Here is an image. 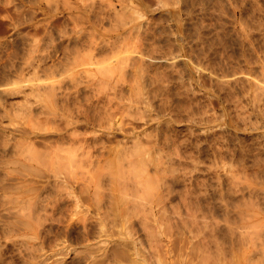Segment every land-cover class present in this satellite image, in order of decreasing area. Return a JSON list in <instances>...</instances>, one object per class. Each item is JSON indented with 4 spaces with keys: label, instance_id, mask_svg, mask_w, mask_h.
I'll use <instances>...</instances> for the list:
<instances>
[{
    "label": "rangeland",
    "instance_id": "rangeland-1",
    "mask_svg": "<svg viewBox=\"0 0 264 264\" xmlns=\"http://www.w3.org/2000/svg\"><path fill=\"white\" fill-rule=\"evenodd\" d=\"M100 87L102 89H99ZM261 88L264 89V0H0V181H3L0 182V249L6 251L7 256L4 257L22 264L18 251L26 248L32 250L35 257L29 260L34 263L46 259L54 251H60L69 253L65 258L62 256L63 260L76 264L79 258L89 252L101 251L107 252L109 257L113 255V258L118 255L116 259L120 260V264H130L125 260L130 261L131 258L138 260L137 264H203L200 259V239H203L204 233L213 230L211 236L207 235L218 248V264H233V261L234 264H264V90ZM74 89L80 91L81 96L77 99L73 98V95L70 96ZM86 95L91 96L90 101ZM70 103L72 107L90 112L92 120H95L93 115L97 116L95 121L90 120V124L82 125L75 131H81L79 133L87 135L90 139H93L92 136L98 137L102 143L98 142L95 146L91 143L88 152L84 154L76 150V164L63 159L62 167L61 159H55V156L52 159L48 154H45L46 157L51 159L48 157L49 161L46 157L42 158L45 162L43 166L41 161L36 164L37 160L24 158V154L30 152L29 149H34V154L36 152L42 156L46 151L50 155V151H53V155L56 152L66 154L67 148H59L53 143L52 133L55 126H61V122L66 120L67 111L64 112L66 109L62 108ZM178 110L183 112H177ZM165 135L175 140L168 137L167 142L163 143ZM151 137L157 138L164 150H153ZM176 138L178 141L182 139L183 143L179 141L181 146L179 143L177 146V142L172 145L177 141ZM136 139L141 140V143L138 142L141 146L134 150L137 152L134 153L131 144L132 141L136 142ZM50 140L52 143H49ZM29 142L31 143L27 146ZM184 142L191 144L188 146ZM32 143L34 145H31ZM44 144H51V149H47ZM12 145L20 147L14 151L15 156L11 155L13 151L10 152ZM31 146L34 148H29ZM182 146L188 148L183 150ZM26 147L27 153L24 150ZM76 147L77 145L70 146L68 151ZM180 148L185 153V158L182 156L181 159L185 163L180 160ZM56 149L61 151H55ZM122 150H125V153L129 151L132 155L137 154L133 155L137 157L136 163L130 166L128 162L135 160V157L130 159V154L131 156L127 155L129 159H124ZM140 150L141 156L138 154ZM174 150L180 156L176 155ZM179 150L181 152H178ZM189 152L195 155L194 158ZM142 157L144 161L140 160ZM54 159H58L56 164ZM144 163L148 172L142 168L145 167L142 166ZM26 166L31 168L27 170ZM172 168L175 169L171 170ZM155 169L161 170L162 173L158 170L156 172ZM131 173L138 179L149 178L150 175V180L153 179L155 183V177L158 179L159 175L163 180L166 179L164 182L170 187L169 191L172 190L171 193L168 191L169 203L166 202L167 207L163 210L166 214L153 215L158 216L154 219L151 214V218L145 215L150 213L148 208L151 201L147 197L153 189L147 190L149 194L145 195L142 191L135 197L132 190H127V184L135 180ZM63 176L66 181L69 177V182L75 183V188L72 193L68 192L69 195L67 190L71 189L69 190ZM56 186L61 189V192L57 189V194ZM61 186H67V190ZM33 187H39L45 190V193L41 190L39 195ZM181 191H184L183 194ZM188 196L191 199L194 197L192 201H188ZM184 198L187 200L186 204ZM107 201L113 202V205H109ZM188 202L193 205L188 206ZM242 202L243 206H240ZM242 210L247 211L251 217L248 218L245 215L247 212ZM108 216L109 219H106ZM157 218L161 220L158 221ZM19 219L24 224L29 222V226L34 229H17L22 226L19 225ZM6 221L11 227H8L7 233L6 226L4 229L2 227ZM30 229L34 231L30 233ZM250 244H253L252 247ZM198 246H201L200 249ZM121 248L124 252L128 249L127 253L130 255L125 254L130 258H125ZM117 249L123 252L119 250L121 256L119 251L116 252ZM114 251L116 255L113 254ZM98 258L103 261V258ZM98 258L95 259L96 264L100 263Z\"/></svg>",
    "mask_w": 264,
    "mask_h": 264
},
{
    "label": "bare ground",
    "instance_id": "bare-ground-1",
    "mask_svg": "<svg viewBox=\"0 0 264 264\" xmlns=\"http://www.w3.org/2000/svg\"><path fill=\"white\" fill-rule=\"evenodd\" d=\"M30 1V0H29ZM33 2V1H32ZM197 2V1H196ZM252 2V1H251ZM226 4V3H225ZM252 4V3H251ZM254 5H256V3L254 4ZM212 6V5H211ZM196 7H199V6H196ZM246 7V6H245ZM207 8V7H206ZM255 8V7H254ZM194 9V8H193ZM91 10V9H90ZM207 10H208V8H207ZM213 10V9H212ZM219 10H221V9H219ZM95 11V10H94ZM96 12V11H95ZM97 13V12H96ZM196 13V12H195ZM223 13V12H222ZM106 14V13H105ZM113 14V13H112ZM207 14V13H206ZM208 15V14H207ZM101 16V15H100ZM99 17V16H98ZM244 17V16H243ZM96 18V17H95ZM100 19V18H99ZM109 19V18H108ZM133 20V19H132ZM201 20V19H200ZM101 21V20H100ZM130 22V21H129ZM188 24V23H187ZM190 24V23H189ZM6 27V26H5ZM205 27V26H204ZM10 28V27H9ZM247 28V27H246ZM5 29V28H4ZM7 29V28H6ZM160 30V29H159ZM250 30V29H249ZM163 31V30H162ZM251 31V30H250ZM18 32V31H17ZM248 32V31H247ZM246 32V33H247ZM223 33V32H222ZM172 34V33H171ZM187 34V33H186ZM215 34V33H214ZM232 34V33H231ZM251 34V33H250ZM192 35V34H191ZM212 35V34H211ZM159 36V35H158ZM213 36V35H212ZM19 37V36H18ZM149 37V36H148ZM209 37V36H208ZM216 37V36H215ZM11 38V37H10ZM24 39H26V38H24ZM170 39V38H169ZM185 39V38H184ZM188 39V38H187ZM204 39V38H203ZM261 39V38H260ZM11 41V40H10ZM22 41V40H21ZM24 41V40H23ZM28 42V41H27ZM166 42V41H165ZM177 42V41H176ZM33 43H34V41H33ZM150 43V42H149ZM189 43V42H188ZM206 43V42H205ZM29 44V43H28ZM169 44H171V43H169ZM205 45V44H204ZM11 46V45H10ZM198 46V45H197ZM201 46V45H200ZM18 47V46H17ZM32 47V46H31ZM83 47V46H82ZM153 47V46H152ZM205 47V46H204ZM207 47V46H206ZM169 48V47H168ZM186 48V47H185ZM190 48V47H189ZM226 48V47H225ZM34 49V48H33ZM76 49V48H75ZM201 49V48H200ZM220 49V48H219ZM250 49V48H249ZM30 50H31V48H30ZM35 50V49H34ZM65 50H66V48H65ZM219 51V50H218ZM258 53H260V51L258 52ZM156 54V53H155ZM166 55V54H165ZM216 55V54H215ZM158 56V55H157ZM196 56V55H195ZM253 56V55H252ZM222 57V56H221ZM255 57V56H254ZM153 58V57H152ZM245 58V57H244ZM154 59H156V58H154ZM158 59V58H157ZM254 59V58H253ZM31 60V59H30ZM152 60V59H151ZM213 60V59H212ZM215 60V59H214ZM231 60V59H230ZM235 60V59H234ZM255 60V59H254ZM159 61V60H158ZM35 62V61H34ZM39 62V61H38ZM37 62V63H38ZM135 62V61H134ZM197 62V61H196ZM30 63V62H29ZM29 63H27V64H29ZM37 63H36V65H37ZM153 63H155V62H153ZM163 63V62H162ZM167 63V62H166ZM151 64H152V62H151ZM155 65V64H154ZM160 65V64H159ZM171 65V64H170ZM169 66V65H168ZM260 66V65H259ZM119 67H121V65L119 66ZM136 67V66H135ZM132 68V67H131ZM138 68V67H137ZM224 68V67H223ZM196 69V68H195ZM220 69V68H219ZM218 69V70H219ZM236 69V68H235ZM108 70V69H107ZM111 70V69H110ZM161 70V69H160ZM139 71H141V70H139ZM132 72V71H131ZM160 72V71H159ZM159 72H157V73H159ZM165 72H166V70H165ZM262 72V71H261ZM261 72L259 73V74H261ZM138 73V72H137ZM164 73V72H163ZM3 74V73H2ZM1 74V75H2ZM105 74V73H104ZM164 74H166V73H164ZM163 74V75H164ZM257 74V73H256ZM258 74V75H259ZM5 75V74H4ZM141 75V74H140ZM143 75V74H142ZM251 76H252V74H251ZM9 77V76H8ZM103 77V76H102ZM260 77H262V76H260ZM159 78V77H158ZM242 78V77H241ZM240 78V79H241ZM138 79V78H137ZM199 79V78H198ZM87 80V79H86ZM77 81V80H76ZM221 81V80H220ZM227 81H230V80H227ZM251 81V80H250ZM253 81V80H252ZM72 82H73V80H72ZM89 82H91V81H89ZM100 82V81H99ZM256 82V81H255ZM254 82V83H255ZM76 83H78V82H76ZM138 83V82H137ZM143 83V82H142ZM163 83V82H162ZM170 83V82H169ZM168 83V84H169ZM246 83V82H245ZM81 84V83H80ZM200 84V83H199ZM250 84V83H249ZM258 84V83H257ZM188 85V84H187ZM215 85V84H214ZM217 85V84H216ZM225 85V84H224ZM93 86V85H92ZM155 86V85H154ZM178 86V85H177ZM185 86V85H184ZM222 86V85H221ZM226 86H228V85H226ZM43 87V86H42ZM133 87V86H132ZM75 88V87H74ZM92 88V87H91ZM219 88V87H218ZM229 88V87H228ZM232 88V87H231ZM32 89V88H31ZM99 89H102L101 87L99 88ZM170 89V88H169ZM221 89V88H220ZM260 89V88H259ZM262 89V88H261ZM75 90V89H74ZM89 90V89H88ZM106 90V89H105ZM118 90H120V89H118ZM161 90V89H160ZM171 90V89H170ZM173 90V89H172ZM262 90H264V89H262ZM87 91V90H86ZM91 91V90H90ZM89 91V92H90ZM93 91V90H92ZM98 91V90H97ZM173 91H175V90H173ZM217 91H218V89H217ZM216 91V92H217ZM31 92H32V90H31ZM30 92V93H31ZM95 92V91H94ZM135 92V91H134ZM16 94V93H15ZM84 94H86V93H84ZM140 94V93H139ZM144 94V93H143ZM168 94V93H167ZM219 94V93H218ZM257 94V93H256ZM47 95V94H46ZM73 95V96H72ZM80 95V91L79 90H75L74 92H73V94H71L70 96H72L73 98H78V96ZM94 95V94H93ZM92 95V96H93ZM146 95H147V93H146ZM146 95H144V97L146 96ZM254 95V94H253ZM67 96V95H66ZM69 96V97H70ZM81 96V95H80ZM79 96V97H80ZM138 96V95H137ZM155 96V95H154ZM185 96V95H184ZM183 96V97H184ZM262 96H264V95H262ZM83 98H84V95L82 96ZM86 98H89V101H90V95H89V97H88V95H86L85 96ZM107 97H109V96H107ZM149 97V96H148ZM156 97V96H155ZM186 97V96H185ZM201 97V96H200ZM86 98H85V100H86ZM99 98V97H98ZM146 98V97H145ZM55 99V98H54ZM60 99V98H59ZM93 99V98H92ZM101 99V98H100ZM177 99V98H176ZM186 99H187V97H186ZM199 99V98H198ZM261 99V98H260ZM65 100H66V98H65ZM75 100V99H74ZM98 100V99H97ZM178 100V99H177ZM193 100V99H192ZM202 100V99H201ZM249 100V99H248ZM256 100V99H255ZM77 101V100H76ZM76 101L75 102H73V105H74V103H76ZM170 101H171V98H170ZM261 101V100H260ZM54 102V101H53ZM78 102V101H77ZM102 102V101H101ZM195 102V101H194ZM232 102V101H231ZM248 102V101H247ZM56 103V102H55ZM57 103H58V101H57ZM60 103V102H59ZM80 103V102H79ZM187 103H188V101H187ZM196 103V102H195ZM201 103V102H200ZM236 103V102H235ZM252 103V102H251ZM67 104V103H66ZM65 104V105H66ZM164 104V103H163ZM174 104V103H173ZM237 104V103H236ZM11 105V104H10ZM72 105V103H70V105L68 104L66 107H68V106H70V107H68V109L66 108V107H64V108H62V110L64 109H66L64 112H66L67 111V118H66V120L64 119V121H62L61 122V126H55V130H54V133H52L53 135H54V139L52 140L53 141V143L55 144L56 143V145L57 146H59V148H67L66 150H67V152H66V154L64 153V155L61 153V152H56V154L54 153V155H53V151H50L51 152V154L53 155H50V153H47V151L44 153V156H42V155H39V153H37L36 154V152H35V154L33 153V151H34V147L32 148V146L31 147H29V148H31V149H33L32 151L29 149V151L30 152H32L33 154H30V152H28L27 153V151H28V148L26 147V149L24 148V150H25V152L27 153V154H24L25 152H24V150H23V154L24 155H26V156H24V155H22V157L24 156V158H28V159H35V160H37L38 162L36 163V164H38L40 161V164L43 166V164L45 163V162H43L42 161V158H45L46 157V155L48 154L49 156H51V158L53 159V157L56 159V158H58V159H61L62 161H60L61 162V164L64 162L63 161V159L65 160V161H68L69 160V162L70 161H72V162H75L76 160L74 159L75 158V156H78L77 155V153H76V150H78V152H79V150H80V153L81 154H84V153H86V152H88V148L91 146L90 144L92 143H94L93 144V146H95L96 145V143H98L99 142V140H100V138H98V137H93L92 136V138L93 139H90V138H88V136L87 135H85V134H81V133H79V132H81V131H78V133L75 131L77 128H79V127H81L82 125H85V124H90V120H92V119H90V117H91V115L89 116V113H88V111L87 110H81V109H78L77 107H72L73 106ZM77 105V104H76ZM75 105V106H76ZM86 105H88V103H86ZM85 105V106H86ZM90 105V104H89ZM88 105V106H89ZM97 105V104H96ZM79 106V105H78ZM91 106V105H90ZM94 106V105H93ZM111 106V105H110ZM82 107V106H81ZM80 107V108H81ZM95 107V106H94ZM180 107V106H179ZM244 107V106H243ZM12 108V107H11ZM58 108H59V106H58ZM75 108V109H74ZM77 108V109H76ZM91 108H93L92 106H91ZM97 108H99V107H97ZM102 108V107H101ZM109 108V107H108ZM168 108V107H167ZM184 108V107H183ZM86 109H88L87 107H86ZM90 109V108H89ZM95 109V108H94ZM94 109H93V111H94ZM106 109V108H105ZM181 109V108H180ZM262 109V108H261ZM12 110H13V108H12ZM61 110V109H60ZM168 110V109H167ZM173 110V109H172ZM243 110V109H242ZM40 111V110H39ZM42 111V110H41ZM96 111V110H95ZM149 111V110H148ZM240 111V110H239ZM0 112H1V110H0ZM97 112V111H96ZM100 111H98V113H99ZM137 112V111H136ZM177 112H180V113H182L181 111H177ZM51 113H53V112H51ZM131 113V112H130ZM138 113V112H137ZM39 114V113H38ZM135 114V113H134ZM134 114H133V116H134ZM173 114V113H172ZM2 115V114H1ZM0 115V116H1ZM17 115V114H16ZM138 115V114H137ZM140 115V114H139ZM64 116H65V114H64ZM95 116V120H96V114L95 115H93L92 116V118ZM99 116H100V114H99ZM132 116V115H131ZM197 116V115H196ZM8 117V116H7ZM142 117V116H141ZM135 118V117H134ZM133 118V119H134ZM249 118V117H248ZM157 119V118H156ZM163 119V118H162ZM172 119V118H171ZM232 119V118H231ZM94 120V118H93V120L92 121H95ZM175 120V119H174ZM178 120V119H177ZM194 120H195V118H194ZM91 121V122H92ZM167 121V120H166ZM181 121V120H180ZM212 121V120H211ZM201 122V121H200ZM257 122V121H256ZM54 123H55V121H54ZM177 123V122H176ZM190 123V122H189ZM209 123V122H208ZM258 123V122H257ZM237 125V124H236ZM261 125V124H260ZM138 126V125H137ZM240 126V125H239ZM251 126V125H250ZM254 126V125H253ZM188 127V126H187ZM257 127V126H256ZM12 128V127H11ZM10 129V128H9ZM107 129V128H106ZM256 129V128H255ZM79 130V129H78ZM10 131V130H9ZM166 131V130H165ZM183 131V130H182ZM190 132V131H189ZM85 133V132H84ZM132 133V132H131ZM138 133V132H137ZM228 133V132H227ZM3 134V133H2ZM9 134V133H8ZM41 134V133H40ZM109 134V133H108ZM140 134V133H139ZM214 134H216V133H214ZM6 135H7V133H6ZM43 135V134H42ZM138 135V134H137ZM193 135V134H192ZM211 135V134H210ZM259 135V134H258ZM44 136V135H43ZM162 135H160V137H161ZM166 136V137H165ZM164 137H163V139H162V141H164L163 143H166L167 141V139L166 138H168L169 136L168 135H165ZM179 136V135H178ZM233 136V135H232ZM14 137V136H13ZM48 137V136H47ZM90 137V136H89ZM107 137V136H106ZM109 137V136H108ZM139 137V136H138ZM156 137V136H155ZM158 137H159V135H158ZM171 137V136H170ZM169 137V138H170ZM214 137V136H213ZM124 138V137H123ZM134 138V137H133ZM137 138V137H136ZM145 138V137H144ZM154 137H151V139L152 140H150V139H147V141H151L152 142V146L153 147H151V148H154L153 150H164V149H162V147H160L161 146V144H159V141H158V139L157 138H155V139H153ZM168 138V139H169ZM172 138V137H171ZM170 138V139H171ZM184 138V137H183ZM221 138V137H220ZM236 138V137H235ZM3 139V138H2ZM13 139H15V137L13 138ZM36 139V138H35ZM161 139V138H160ZM196 139V138H195ZM6 140H8V139H6ZM18 140V139H17ZM25 140V139H24ZM49 141V143H52V141ZM133 140H135V139H133ZM172 140H175V138H172ZM176 140H177V138H176ZM184 141H185V139H183ZM186 140H187V137H186ZM203 140V139H202ZM255 140V139H254ZM110 141H112L111 139H110ZM162 141L160 142V143H162ZM169 142H170V140H168ZM180 143H183V142H181L182 141V139L180 138ZM179 141L177 140V141H175V142H173V141H171V142H173V144L172 145H176L175 143L177 142V146H178V143H179ZM262 141H264V140H262ZM5 142V141H4ZM18 142H20L19 140H18ZM22 142V141H21ZM32 142V141H31ZM31 142H29V143H27V146H29L30 145V143ZM40 142V141H39ZM101 142V141H100ZM100 142L98 143V144H100ZM133 142V144H131V146H133V148H132V150L134 151H136V149L138 150L139 149V146H141V140H139L138 139V141H137V139H136V142L135 141H132ZM138 142H140L139 144H138ZM187 142V141H186ZM189 142V141H188ZM222 142V141H221ZM255 142H257V140L255 141ZM6 143V142H5ZM23 143V142H22ZM42 143V142H41ZM41 143H40V146H42L41 145ZM102 143V142H101ZM138 144V146H137V144ZM143 143H144V141H143ZM179 143V146H181V144ZM185 143V142H184ZM225 143V142H224ZM262 143H264V142H262ZM21 144V143H20ZM29 144V145H28ZM43 144V143H42ZM59 144V145H58ZM146 144V143H145ZM190 144H191V142L189 143V145L188 144H186L185 143V145H188V146H190ZM259 144V143H258ZM31 145H34L33 143L31 144ZM45 145V147L47 148V149H51V144H44ZM73 145H77V147H76V149H74V150H72V151H68V148L70 147V146H72L73 147ZM103 145V144H102ZM1 146V145H0ZM13 146V145H12ZM19 146V145H18ZM131 146H130V148H131ZM144 146V145H143ZM192 146V145H191ZM11 147V146H10ZM98 147V146H97ZM134 147H137V148H134ZM174 147H176V146H174ZM183 147V146H182ZM181 147V148H182ZM188 148L187 146H184L183 147V150H184V148ZM194 147V146H193ZM199 147H201V146H199ZM204 147V146H203ZM14 148V149H13ZM13 148H12V150H11V148H10V152L12 153V151H13V153L11 154L12 156H15L16 155V149L17 148H20V147H16V145H14L13 146ZM22 148V147H21ZM43 148V147H42ZM94 148V147H93ZM116 148V147H115ZM129 148V147H128ZM144 148V147H143ZM142 148V149H143ZM151 148H149L150 150H151ZM164 148V147H163ZM178 148V147H177ZM180 148V149H181ZM186 148H185V150H186ZM190 148V147H189ZM195 148V147H194ZM198 148V147H197ZM254 148V147H253ZM259 148V147H258ZM44 149V148H43ZM73 149V148H72ZM179 149V148H178ZM255 149V148H254ZM1 150V149H0ZM3 150V149H2ZM5 150V149H4ZM27 150V151H26ZM40 151H43V150H41V149H39ZM61 151L60 149H56L55 151ZM71 150V149H70ZM94 150H96V149H94ZM119 150V149H118ZM126 150V149H125ZM125 150H122V151H124V153L126 152ZM132 150H130V152L132 151ZM149 150V151H150ZM182 150V149H181ZM182 150V152L179 150L178 152H181V153H177V151L176 150H174V151H176L175 152V154L176 155H178V156H180L181 158H180V160L182 159V156L185 154L184 153V151ZM189 150V149H188ZM188 150L186 151L187 152V154H188ZM253 150V149H252ZM15 151V152H14ZM134 151V153H137V152H135ZM152 151V150H151ZM150 151V152H151ZM191 152H192V150H190ZM225 151V150H224ZM239 151V150H238ZM3 152V151H2ZM64 152V151H63ZM98 152H99V150H98ZM108 152V151H107ZM106 152V153H107ZM140 152H141V150L139 151V155H140ZM191 152H189V155H191L192 153ZM15 153V155H13ZM61 153V154H60ZM100 153V152H99ZM110 153V152H109ZM118 153V152H117ZM120 153V152H119ZM124 153L122 154V157L125 159V158H127V159H132L133 157H135L137 154H134L133 152V155H135V156H133L131 153V155H132V157H129V156H127V155H130L129 154V151H128V153H125V156H124ZM154 153V152H153ZM4 154V153H3ZM8 154V153H7ZM43 154V153H42ZM46 154V155H45ZM59 154V155H58ZM90 154V153H89ZM195 154V153H194ZM211 154H212V152H211ZM9 155V154H8ZM10 155V156H11ZM18 155V154H17ZM32 155H34V156H32ZM97 155V154H96ZM99 155H101V153L99 154ZM104 155V154H103ZM130 155V156H131ZM5 156H6V154H5ZM9 156V157H10ZM48 156V157H49ZM85 156H87V155H85ZM120 156V155H119ZM127 156V157H126ZM141 156V155H140ZM144 156V155H143ZM178 156H176V157H178ZM191 156H193V155H191ZM195 156V155H194ZM194 156H193V158H194ZM255 156V155H254ZM262 156H264V155H262ZM48 157H46V159L48 158ZM96 157V156H95ZM94 157V158H95ZM97 157H98V155H97ZM129 157V158H128ZM139 157V156H138ZM148 157V156H147ZM158 157H159V155H158ZM167 157H169V155L167 156ZM166 157V158H167ZM50 158V157H49ZM50 158V159H51ZM136 158L137 157H135V160L134 159H132V161H133V163H132V161L129 163L128 162V164H130V166H131V164H134V162L136 161ZM154 158V157H153ZM163 158V157H162ZM185 158V156H183V159ZM192 158V159H193ZM260 158V157H259ZM54 159V162H55V164H56V162H57V160H55ZM71 159V160H70ZM88 159V158H87ZM139 159V158H138ZM147 159V158H146ZM150 159H151V156H150ZM149 159V160H150ZM173 160H175L174 158H172ZM178 159H179V157H178ZM1 160H3V159H1ZM15 160V159H14ZM47 160H49V159H47ZM109 160V159H108ZM140 160H142V161H144V159H143V157L142 158H140ZM139 160V162H141ZM148 160V159H147ZM171 160V159H170ZM186 160V159H185ZM256 160H257V157H256ZM29 161V160H28ZM50 161V160H49ZM124 161H126V160H124ZM155 161V160H154ZM167 161V160H166ZM182 161V160H181ZM184 161V160H183ZM182 161V162H183ZM187 161V160H186ZM262 161H264V160H262ZM8 162V161H7ZM13 162V161H12ZM145 162H147V161H145ZM152 162V161H151ZM160 162H161V160H160ZM199 162V161H198ZM84 163V162H83ZM126 163V162H125ZM136 163V162H135ZM153 163V162H152ZM177 163H178V161H177ZM184 163H185V161H184ZM200 163V162H199ZM233 163V162H232ZM4 164V163H3ZM39 164V165H40ZM75 164H76V162H75ZM98 164V163H97ZM137 164H139V163H137ZM164 164V163H163ZM167 164V163H166ZM183 164V163H182ZM26 165V164H25ZM46 166H48L47 164H45ZM53 165H54V163H53ZM69 165V164H68ZM84 165V164H83ZM108 165V164H107ZM117 165V164H116ZM142 165V164H141ZM154 165L156 166V164H155V162H154ZM158 165V164H157ZM176 165V164H175ZM228 165V164H227ZM15 166V165H14ZM63 166V164L61 165V167ZM65 166V165H64ZM66 166H67V164H66ZM71 166V164L69 165V167ZM123 166V165H122ZM129 166V165H128ZM128 166H126V167H128ZM142 166H145V167H142L143 168V170H146L147 171V168H146V164L144 163V165H142ZM155 166H153V164H152V167L154 168ZM170 165H168V167H169ZM172 166H174V164L172 165ZM235 166V165H234ZM27 167V166H26ZM78 167V166H77ZM81 167V166H80ZM106 167H108V166H106ZM105 167V168H106ZM113 167V166H112ZM117 167V166H116ZM141 167V166H140ZM139 167V168H140ZM175 167V166H174ZM177 167V166H176ZM194 167V166H193ZM6 168V167H5ZM14 168V167H13ZM28 168H31V167H27V170H28ZM46 168V167H45ZM65 168V167H64ZM146 168V169H145ZM181 168V167H180ZM236 168V167H235ZM8 169V168H7ZM47 169V168H46ZM62 169V168H61ZM66 169V168H65ZM89 169V168H88ZM109 169V168H108ZM120 169H121V167H120ZM150 169H151V167H150ZM173 169H175V168H172L171 170H173ZM178 169V168H177ZM176 169V170H177ZM199 169V168H198ZM244 169V168H243ZM9 170V169H8ZM77 170H78V168H77ZM100 170H102V169H100ZM106 170H107V168H106ZM117 170V169H116ZM137 170V169H136ZM154 170V169H153ZM156 170H158V169H155V171ZM166 170V169H165ZM48 171V170H47ZM47 171H45V172H47ZM51 171H52V168H51ZM66 171V170H65ZM113 171H115V170H113ZM161 172V170H158V172ZM167 171H168V168H167ZM179 171H180V169H179ZM253 171V170H252ZM5 172V171H4ZM16 172H17V170H16ZM30 172V171H29ZM42 172V171H41ZM61 172H63V171H61ZM105 172V171H104ZM117 172V171H116ZM131 172V171H130ZM148 172V171H147ZM157 172V171H156ZM159 172V173H160ZM170 172V171H169ZM187 172V171H186ZM199 172V171H198ZM201 172V171H200ZM247 172V171H246ZM18 173V172H17ZM52 173H53V171H52ZM92 173V172H91ZM94 173H96V172H94ZM101 173V172H100ZM109 173V172H108ZM115 173V172H114ZM123 173V172H122ZM162 173V172H161ZM168 173V172H167ZM180 173V172H179ZM11 174V173H10ZM18 174H20V172L18 173ZM40 174V173H39ZM65 174H67L66 172H65ZM83 174V173H82ZM104 174V173H103ZM107 174V173H106ZM128 174H129V172H128ZM132 174V173H131ZM131 174H130V176H131ZM245 174V173H244ZM44 175H46V174H44ZM44 175H43V177H44ZM47 175H49V173H47ZM92 175V174H91ZM121 176L123 175V174H120ZM125 175V174H124ZM133 175V174H132ZM137 175V174H136ZM142 175V174H141ZM147 175V174H146ZM145 175V176H146ZM187 175V174H186ZM246 175V174H245ZM11 176V175H10ZM83 176V175H82ZM110 176V175H109ZM112 176V175H111ZM137 176H139V174L137 175ZM143 176V175H142ZM141 176V177H142ZM161 175H159V177H160ZM230 176V175H229ZM5 177H6V175H5ZM12 177V176H11ZM41 177H42V175H41ZM46 178L48 177L49 178V176H45ZM59 177V176H58ZM64 177V176H63ZM132 177V176H131ZM140 177V176H139ZM154 177H155V175H154ZM153 176H152V178H154ZM158 177V179L155 177V181H156V183L155 182H153L154 180L153 179H151L150 180V175H149V178H143V179H138V177H136V178H134V175H133V177L132 178H134L135 180L134 181H131L130 183H128L127 184V190L129 189V190H132L133 191V195H135V197L136 196H139V193L141 192L142 193V191L143 192H145V195L146 194H149L148 193V191L151 189H153L152 191H151V193H150V195H151V197H147V199H149L150 201H151V206H150V208H148L149 210H148V212H150V213H147V214H145V215H148V216H150V218L153 216V215H159V213H160V215H162L161 213H165L166 214V211H164L163 212V210H165V207H167L166 205H167V203H169L167 200H169V199H167L168 198V196H170V193L172 192V190H171V192L169 191L170 190V187H168V184L166 185V183L167 182H164V180H166V179H164L163 180V177H160L159 178ZM178 177V176H177ZM179 177H180V175H179ZM1 178V177H0ZM10 178V177H9ZM21 178V177H20ZM65 178V177H64ZM64 178H62V180H64ZM71 179H72V177H70ZM107 178V177H106ZM110 178V177H109ZM204 178V177H203ZM202 178V179H203ZM245 178V177H244ZM251 178V177H250ZM249 178V179H250ZM7 179H8V177H7ZM52 179V178H51ZM69 179V177L67 178V181H66V178H65V181H66V183H67V186H69L68 188H69V190L70 191H68L67 190V186H66V188H63V186H61L63 189H65V190H67V194L69 195V193L71 192L72 193V191L74 190V188H75V183H70L69 181L70 180H68ZM116 179V178H115ZM157 179V180H156ZM169 179H171V178H169ZM179 179V178H178ZM4 180V179H3ZM14 180V179H13ZM26 180V179H25ZM58 180H60V179H58ZM124 180V179H123ZM153 180V181H152ZM172 180V179H171ZM180 180H182V177L180 178ZM239 180V179H238ZM2 181V180H1ZM0 181V182H1ZM27 181V180H26ZM49 181H50V179H49ZM64 181V182H65ZM73 181V180H72ZM113 181V180H112ZM111 181V182H112ZM121 181V180H120ZM127 181H129V180H127ZM153 182V185H154V183H155V186H151V184H152V182ZM179 181V180H178ZM3 182V181H2ZM24 182V181H23ZM38 182V181H37ZM57 182V181H56ZM63 182V181H62ZM86 182V181H85ZM103 182V181H102ZM109 182V181H108ZM147 182H149L148 183V185H146V183ZM169 182V181H168ZM185 182H186V180H185ZM50 183H52V182H50ZM96 183V182H95ZM105 183V182H104ZM122 183V182H121ZM179 183V182H178ZM245 183V182H244ZM247 183V182H246ZM5 184V183H4ZM62 184V183H61ZM172 184V183H171ZM175 183H173V185H174ZM185 184V183H184ZM254 184V183H253ZM261 184V183H260ZM2 185V184H1ZM9 185V184H8ZM18 185V184H17ZM58 185H59V181H58ZM65 185V184H64ZM172 185V186H173ZM177 185V184H176ZM183 185V184H182ZM247 185V184H246ZM245 185V186H246ZM42 186V185H41ZM41 186H39V187H41ZM228 186V185H227ZM232 186V185H231ZM4 187V186H3ZM39 187H37V189H35L34 187H33V189H35L36 190V192L39 194V195H41V190L42 189H40ZM59 187V186H58ZM146 187H148V188H146ZM226 187V186H225ZM235 187V186H234ZM237 187V186H236ZM249 187V186H248ZM5 189H6V185H5V187H4ZM7 188H8V186H7ZM43 188V187H42ZM115 188V187H114ZM186 188H188V187H186ZM228 188V187H227ZM250 188V187H249ZM251 188H253V187H251ZM14 190H15V187L13 188ZM29 189V188H28ZM43 189H46V187H44ZM57 186H56V194H57ZM62 189V190H63ZM80 189V188H79ZM145 189V190H144ZM173 189H175V186H174V188ZM190 189V188H189ZM239 189V188H238ZM243 189V188H242ZM34 190V191H35ZM47 190V189H46ZM58 190H60V192H61V189H58ZM64 190V191H65ZM119 190V189H118ZM127 190H125L124 189V191H126V193H127ZM148 190V191H147ZM181 190V189H180ZM187 190V189H186ZM225 190V189H224ZM237 190V189H236ZM244 190V189H243ZM252 190V189H251ZM261 190V189H260ZM25 190H23V192H24ZM27 191V190H26ZM43 191H45V190H42V192ZM54 191H55V189H54ZM53 191V192H54ZM170 193H169V192ZM178 191V190H177ZM189 191V190H188ZM187 191V192H188ZM226 191V190H225ZM52 191H50V193H53ZM69 192V193H68ZM110 192V191H109ZM147 192V193H146ZM176 192V191H175ZM182 192V191H181ZM184 192V191H183ZM183 192H182V194H183ZM190 192V191H189ZM236 192V191H235ZM238 192V191H237ZM262 192V191H261ZM22 193V192H21ZM36 193V194H37ZM43 193H45V192H43ZM46 193H48L47 191H46ZM79 193V192H78ZM168 193H169V195H168ZM227 193V192H226ZM230 193H231V191H230ZM252 193V192H251ZM37 194V195H38ZM61 194V193H60ZM81 194V193H80ZM111 194H113V193H111ZM110 194V195H111ZM129 194V193H128ZM173 194H174V192H173ZM177 194V193H176ZM188 194V193H187ZM190 194V193H189ZM192 194V193H191ZM236 194H238V193H236ZM50 195V194H49ZM48 195V196H49ZM72 195V194H71ZM107 195H109V194H107ZM119 195V194H118ZM145 195H143V197L145 196ZM181 195V194H180ZM185 195V194H184ZM183 195V196H184ZM232 195V194H231ZM247 195V194H246ZM46 197H48L47 195H45ZM75 196V195H74ZM93 196H96V195H93ZM142 196V195H141ZM233 196H234V193H233ZM242 196V195H241ZM41 197V196H40ZM39 197V198H40ZM85 197V196H84ZM123 197V196H122ZM146 197V196H145ZM262 197V196H261ZM93 198V197H92ZM130 198H132V197H130ZM133 198H134V196H133ZM132 198V199H133ZM139 198H141V197H139ZM151 198V199H150ZM170 198V197H169ZM188 198H190L189 196H188ZM194 198V197H193ZM192 198V199H193ZM222 198V197H221ZM254 198V197H253ZM4 199H6V198H4ZM44 199V198H43ZM46 199V198H45ZM52 199V198H51ZM57 199V198H56ZM113 199V198H112ZM185 199V204H186V202H187V200H186V198H184ZM191 199V198H190ZM188 200L189 202L190 201H192V199L191 200ZM207 199V198H206ZM226 199V198H225ZM229 199V198H228ZM7 200V199H6ZM23 200V199H22ZM198 200V199H197ZM196 200V201H197ZM216 200V199H215ZM256 200V199H255ZM52 202H54L53 200H51ZM59 201V199L57 200V202ZM76 201H77V198H76ZM105 201V200H104ZM110 201V200H109ZM113 201V200H112ZM124 201V200H123ZM148 201V200H147ZM195 201V200H194ZM213 201H214V199H213ZM221 201H223V200H221ZM227 201V200H226ZM241 201V200H240ZM243 201H244V199H243ZM254 201V200H253ZM9 202V201H8ZM27 202V201H26ZM25 202V204H27ZM49 202H50V200H49ZM69 202V201H68ZM102 202V201H101ZM167 202V203H166ZM188 202V206H189V204H190V207L193 205H191V203H189ZM224 202V201H223ZM247 202V201H246ZM248 202H250V200L248 201ZM2 203V202H1ZM1 203H0V205H1ZM6 203H7V201H6ZM34 203V202H33ZM86 203V202H85ZM107 203H108V201H107ZM110 203V202H109ZM108 203V204H109ZM113 203V202H112ZM112 203H110V204H112ZM133 203H134V201L132 202V205H133ZM136 203V202H135ZM200 203V202H199ZM245 203V202H244ZM253 203V202H252ZM252 203H250V204H252ZM4 204V203H3ZM11 204V203H10ZM24 204V205H25ZM50 204V203H49ZM52 204H55V203H52ZM51 204V205H52ZM64 204H66V203H64ZM109 204V205H110ZM184 204V203H183ZM184 204V205H185ZM198 204V203H197ZM221 204H222V202H221ZM224 204V203H223ZM237 204V203H236ZM14 205V204H13ZM22 205H23V203H22ZM29 205V204H28ZM50 205V206H51ZM56 205V204H55ZM54 205V206H55ZM108 205V206H109ZM113 205V204H112ZM148 205V204H147ZM149 205H150V203H149ZM149 205H148V207H149ZM169 205V204H168ZM172 205V204H171ZM240 206L242 205L243 206V202L241 203V204H239ZM246 205H248V204H246ZM256 205V204H255ZM47 206V205H46ZM115 206V205H114ZM142 206V205H141ZM145 206V205H144ZM170 206V205H169ZM186 206V205H185ZM198 206V205H197ZM213 206V205H212ZM238 206V205H237ZM245 206V205H244ZM250 206V205H249ZM52 207V206H51ZM56 207V206H55ZM143 207V206H142ZM173 207V206H172ZM235 207H236V205H235ZM260 207V206H259ZM258 207V208H259ZM262 207V206H261ZM42 208V207H41ZM99 208V207H98ZM136 208V207H135ZM146 208V207H145ZM189 208V207H188ZM197 208V207H196ZM243 208V207H242ZM6 209V208H5ZM109 209H111V207L109 206ZM128 209V208H127ZM192 209V208H191ZM262 209V208H261ZM260 209V210H261ZM14 210V209H13ZM24 210V209H23ZM189 210V209H188ZM195 210V209H194ZM12 211V210H11ZM111 211V210H110ZM119 211H120V209H119ZM122 211H124V209H122ZM139 211V210H138ZM224 211V210H223ZM226 211V210H225ZM229 212H230V209L228 210ZM240 211H241V209H240ZM243 211V210H242ZM5 212V211H4ZM58 212V211H57ZM109 211H107V213H108ZM135 212L136 211H134V214H135ZM244 213L245 212H247V211H243ZM62 213V212H61ZM111 213V212H110ZM123 213V212H122ZM126 213V212H125ZM187 213V212H186ZM190 213V212H189ZM196 213V212H195ZM202 213V212H201ZM205 213V212H204ZM204 213H203V215H204ZM241 213V212H240ZM8 214V213H7ZM29 214V212L27 213V215ZM44 214V213H43ZM63 214V213H62ZM119 214H121V212H119ZM128 214H129V212H128ZM132 214V213H131ZM152 216H151V215ZM192 214V213H191ZM194 214V213H193ZM243 214V213H242ZM250 214V213H249ZM252 214V213H251ZM250 214V215H251ZM259 214V213H258ZM17 215H19V216H21L20 214H17ZM24 215H26V214H24ZM26 215V216H27ZM46 215V214H45ZM196 215V214H195ZM202 215V214H201ZM206 215V214H205ZM204 215V216H205ZM209 215V214H208ZM229 215V214H228ZM239 215H241V214H239ZM245 215L248 217V218H250L251 216H249L248 215V212L247 213H245ZM245 215L243 216V217H245ZM255 215H257V214H255ZM47 216V215H46ZM112 216V215H111ZM126 216V215H125ZM188 216H189V214H188ZM227 216V215H226ZM258 216V215H257ZM121 217H122V215H121ZM128 217V216H127ZM156 217H158V216H156ZM156 217H152L153 219L154 218H156ZM198 217V216H197ZM196 217V218H197ZM224 217V216H223ZM15 218V217H14ZM47 218V217H46ZM106 218V217H105ZM112 218H113V216H112ZM126 218V217H125ZM160 218H162V217H160ZM166 218V217H165ZM188 218H190V217H188ZM195 218V217H194ZM202 218L204 219V217L202 216ZM225 218V217H224ZM246 218V217H245ZM253 218V217H252ZM255 218V217H254ZM106 219H109V216H108V218H106ZM122 219V218H121ZM158 219V218H157ZM163 219V218H162ZM199 219V218H198ZM202 219V220H203ZM223 219V218H222ZM32 220V219H31ZM50 220V219H49ZM53 220V219H52ZM105 220V219H104ZM111 220V219H110ZM161 220V219H160ZM159 219H158V221H160ZM175 220V219H174ZM186 220H187V218H186ZM188 220H191V219H188ZM225 220H227V219H225ZM224 220V221H225ZM229 220V219H228ZM240 220L242 221V216H240ZM26 220H24V222H25ZM101 221V220H100ZM107 221V220H106ZM124 221H126V220H124ZM205 221V220H204ZM231 220H229V222H230ZM258 221H260V220H258ZM31 222V221H30ZM48 222H50V221H48ZM203 222V221H202ZM229 222H226V223H229ZM233 222V221H232ZM231 222V223H232ZM235 222V221H234ZM12 223V222H11ZM11 223H10V225H11ZM16 223V222H15ZM19 225H22L21 227H19V228H17V229H20V228H22L24 231L25 230H27V229H29V228H32V227H30L29 226V222H25L26 224H24L23 223V221L22 220H20L19 219ZM41 223V222H40ZM52 223V222H51ZM101 223H103V222H101ZM136 223V222H135ZM141 223V222H140ZM159 223V222H158ZM167 223V222H166ZM213 223V222H212ZM259 223V222H258ZM262 223H264V222H262ZM261 223V224H262ZM9 222H4L3 223V225H2V227H3V229L5 228V226H6V230H5V232L7 233L8 232V227H10L9 225ZM13 224V223H12ZM130 224V223H129ZM143 224V223H142ZM147 224V223H146ZM159 224H161V222L159 223ZM195 224V223H194ZM211 224V223H210ZM234 224V226H235V223H233ZM31 225H32V223H31ZM149 225V224H148ZM183 225V224H182ZM207 225V224H206ZM205 225V226H206ZM209 225V224H208ZM161 226V225H160ZM190 226H191V224H190ZM219 226H220V224H219ZM231 226V225H230ZM17 227V226H16ZM146 227V226H145ZM193 227V226H192ZM217 227H218V225H217ZM11 228V227H10ZM142 228V227H141ZM144 228V227H143ZM158 228V227H157ZM165 228H166V226H165ZM200 228V227H199ZM202 228V227H201ZM206 228H207V226H206ZM210 228V227H209ZM208 228V229H209ZM213 228V227H212ZM227 228V227H226ZM231 228V227H230ZM238 228H242V227H238ZM32 229H34V228H32ZM38 229H40V228H38ZM83 229V228H82ZM186 229V228H185ZM211 229V228H210ZM209 229V230H210ZM223 229V228H222ZM232 229V228H231ZM242 229H244V228H242ZM247 228H245L244 230H246ZM11 230V229H10ZM15 230V229H14ZM31 230V229H30ZM29 230V232L31 233V232H33L34 230H31L30 231ZM157 230V229H156ZM166 230V229H165ZM230 230V229H229ZM244 230H242V231H244ZM22 231V230H21ZM155 231V230H154ZM198 231V230H197ZM200 231H202V230H200ZM199 231V232H200ZM213 230H211V232H212ZM217 231V230H216ZM215 231V232H216ZM228 231V230H227ZM17 232H20V231H17ZM27 232V231H26ZM211 232H207V234H209L210 235V233ZM214 232V233H215ZM219 232V231H218ZM221 232H223V231H221ZM247 232V231H246ZM246 232H244V233H246ZM250 232V231H249ZM248 232V233H249ZM25 233V232H24ZM29 233V234H30ZM36 233V232H35ZM40 233V232H39ZM62 233V232H61ZM143 233V232H142ZM149 233V232H148ZM154 233V232H153ZM197 233V232H196ZM220 233V232H219ZM2 234H4V235H6L5 233H2ZM133 234V233H132ZM135 234V233H134ZM155 234V233H154ZM199 234V233H198ZM207 234H203V239H200V240H202L201 241V246H202V249H200V247L201 246H198L199 248L198 249H200L201 250V252H202V256H201V258L200 259H202V263L203 264H218V262H219V255H217L218 254V250H216V249H218V248H216L217 246H216V243L213 245L212 244V241L210 240V238H209V235H207ZM225 234V233H224ZM16 235V234H15ZM36 235V234H35ZM126 235V234H125ZM124 235V236H125ZM145 235V234H144ZM152 235V234H151ZM159 235V234H158ZM185 235V234H184ZM194 235V234H193ZM196 235V234H195ZM235 235V234H234ZM19 236V235H18ZM28 236V235H27ZM31 236V235H30ZM80 236V235H79ZM120 236V235H119ZM155 236V235H154ZM201 236H202V234H201ZM211 236V235H210ZM246 236V235H245ZM248 236V235H247ZM256 236V235H255ZM3 237V236H2ZM15 237V236H14ZM20 237V236H19ZM70 237V236H69ZM134 237V236H133ZM197 237V236H196ZM214 239H215V237L214 236H212ZM217 237H219V236H217ZM221 237V236H220ZM226 237V236H225ZM239 237V236H238ZM251 237V236H250ZM3 238H5V237H3ZM20 238H22V237H20ZM50 238V237H49ZM75 238V237H74ZM137 238V237H136ZM151 238V237H150ZM194 238V237H193ZM198 238H200V236L198 237ZM246 238V237H245ZM245 238H243V239H245ZM17 239V238H16ZM31 238L29 237V240H30ZM144 239V238H143ZM161 239V238H160ZM196 239V238H195ZM238 239V238H237ZM241 239V238H240ZM239 239V241H241ZM242 239V241H244ZM251 239V238H250ZM259 239V238H258ZM0 240H1V238H0ZM28 240V241H29ZM51 240V239H50ZM199 240V241H200ZM231 239H229V241H230ZM247 240V239H246ZM2 241V240H1ZM1 241H0V244H1ZM17 241V240H16ZM21 241V240H20ZM62 241V240H61ZM132 241H134L133 239H132ZM216 241H218V239L216 240ZM238 241V240H237ZM236 241V242H237ZM241 241V242H242ZM251 241H253V238H252V240ZM18 242V241H17ZM115 242V241H114ZM117 242V241H116ZM139 242H140V240H139ZM148 242V241H147ZM187 242V241H186ZM195 242H197L196 240H195ZM220 242V240L218 241V243ZM248 242V241H247ZM247 242H245V245H246V243ZM260 242V241H259ZM16 243V242H15ZM21 243H22V241H21ZM30 243V242H29ZM78 243V242H77ZM105 243V242H104ZM127 243V242H126ZM161 243V242H160ZM221 243V242H220ZM219 243V244H220ZM244 243V242H243ZM256 243H258V241L256 242ZM31 244V243H30ZM29 244V245H30ZM46 244V243H45ZM103 244V243H102ZM130 244H131V242H130ZM135 244V243H134ZM141 244V243H140ZM139 244V246H142V245H140ZM193 244V243H192ZM195 244V243H194ZM197 244H199L198 242H197ZM218 244V245H219ZM262 244H264V243H262ZM16 245H19V244H17L16 243ZM23 245V244H22ZM118 245V244H117ZM116 245V246H117ZM132 245V244H131ZM221 245V244H220ZM220 245H219V247H220ZM229 245H231V244H229ZM234 245V244H233ZM240 245L242 246V244L240 243ZM245 245H243L244 247H245ZM253 245V244H252ZM252 245L250 244V246L252 247ZM1 246V245H0ZM21 246V245H20ZM34 246V245H33ZM37 246V245H36ZM53 246H54V244H53ZM122 246V245H121ZM247 246V245H246ZM255 246V245H254ZM254 246H253V248H254ZM260 246V245H259ZM2 247V246H1ZM4 247V246H3ZM19 247V246H18ZM24 247V246H23ZM90 247V246H89ZM93 247V246H92ZM114 247V246H113ZM133 247V246H132ZM192 247V246H191ZM214 247V248H213ZM244 247H242V248H244ZM257 247H258V245H257ZM32 248V247H31ZM38 248V247H37ZM47 248V247H46ZM51 248V247H50ZM117 248V247H116ZM119 248V247H118ZM194 248H195V246H194ZM220 248H222V245H221V247ZM234 248V247H233ZM238 248L240 249L241 247H239L238 246ZM35 249H36V247H35ZM34 249V250H35ZM74 249V248H73ZM77 249V248H76ZM91 249V248H90ZM93 249V248H92ZM97 249V248H96ZM115 249V248H114ZM134 249V248H133ZM140 249V248H139ZM139 249H138V251H139ZM223 249V248H222ZM246 250L245 251H247V247L245 248ZM257 249V248H256ZM261 249V248H260ZM33 250V251H34ZM37 250V249H36ZM38 250H40L41 251V249H38ZM95 250V249H94ZM120 250V249H119ZM118 249L116 250V252L117 251H119ZM121 250L123 251V249L121 248ZM120 250V251H121ZM128 250V249H127ZM127 250L125 249V251L126 252H122L121 251V253H123L124 255H125V258H127V256L128 255H130V254H128L127 253ZM135 250V249H134ZM156 250V249H155ZM200 250H198L199 252H200ZM235 250V249H234ZM237 250V249H236ZM242 250V249H241ZM244 250V249H243ZM259 250V249H258ZM262 250V249H261ZM57 251V250H56ZM59 251V250H58ZM88 251V250H87ZM97 251V250H96ZM99 251V250H98ZM112 252H113V249L111 250ZM120 251L118 252L119 254H120ZM131 251H133V250H131ZM228 251H229V249H228ZM256 251V250H255ZM260 251V250H259ZM35 252V251H34ZM116 252L114 251V253L113 254H115L116 255ZM222 252V251H221ZM231 252V251H230ZM229 252V254H231ZM244 252V251H243ZM261 252V251H260ZM6 253V251L4 250V249H0V264H19V263H17L16 261H14L13 259L11 260L9 257H7V259L4 257V255H6L5 254ZM41 253V252H40ZM39 253V254H40ZM46 253V252H45ZM82 253V252H81ZM88 253V252H87ZM109 253H111L110 251H109ZM125 253H127V254H125ZM129 253H130V251H129ZM135 253V252H134ZM137 253V252H136ZM135 253V254H136ZM165 253V252H164ZM217 253V254H216ZM251 252H249V254H250ZM257 253V252H256ZM69 253L68 252H52V253H50L48 256H47V254H45L47 257H46V259H44L43 257V259L44 260H42V261H40V262H36V263H34V261L33 262H31L29 259H33L35 256L33 255V252H32V250H30V249H26V248H24V249H21V250H19L18 251V258L21 260V262L20 263H22V264H49V263H51V264H74V262L72 263V262H66L65 260H63V258H62V256L64 257L65 255L67 256ZM135 254H133L134 256H135ZM162 254V253H161ZM200 254V253H199ZM226 254H227V252H226ZM247 254V253H246ZM122 254H120L119 256H121ZM139 255V254H138ZM163 255V254H162ZM167 255V254H166ZM179 255V254H178ZM201 255V254H200ZM7 256V255H6ZM60 257L59 259L57 258V257ZM79 256H81V255H79ZM108 256V257H107ZM118 255H116V256H114V257H116V258H118L117 257ZM137 256V255H136ZM198 256V255H197ZM223 256V255H222ZM228 256V255H227ZM227 256L225 257V258H227ZM77 257V256H76ZM83 258H79V260H78V262L76 263V264H96L95 263V259L96 258H98V257H100L101 259L103 258V261L102 260H99V258H98V261H100V263L99 264H120L119 263V261H117V259L116 258H113V255L111 256L110 255V257H109V255L107 254V252H89V254L87 255L86 254V256L84 255V256H82ZM112 257V258H111ZM131 257H132V253H131ZM183 257V256H182ZM221 257V256H220ZM248 257V256H247ZM252 257H253V255H252ZM9 258V259H8ZM57 258V259H56ZM65 258V257H64ZM71 259H72V257H70ZM74 258V257H73ZM128 258H130V256H128ZM155 258V257H154ZM186 258V257H185ZM222 258V257H221ZM232 258V257H231ZM249 258V257H248ZM256 258V257H255ZM262 258H264V257H262ZM48 259L50 260L51 259V261H48ZM76 259V258H75ZM82 259V260H81ZM112 259V260H111ZM114 259H116L115 261H114ZM120 259H121V257H120ZM123 259V258H122ZM236 259H237V257H236ZM241 259V258H240ZM245 260H246V258H244ZM74 260V259H73ZM123 260H125V259H123ZM122 260V261H123ZM222 260V259H221ZM228 260H229V257H228ZM239 260V259H238ZM237 260V261H238ZM252 260V259H251ZM254 260V259H253ZM97 261V262H98ZM126 262H130V264H137V261H135V258H131V260L130 261H127V260H125ZM226 261V260H225ZM236 261V262H237ZM240 261V260H239ZM238 261V262H239ZM244 261V260H243ZM242 261V262H243ZM247 261V260H246ZM139 262V261H138ZM159 262V261H158ZM247 262H249V261H247ZM254 262H255V260H254ZM257 262V261H256ZM220 263H222L221 261H220ZM250 263H251V261H250ZM259 262H257V264H258ZM165 264V263H164ZM226 264V263H225ZM233 264H234V261H233ZM238 264V263H237Z\"/></svg>",
    "mask_w": 264,
    "mask_h": 264
}]
</instances>
